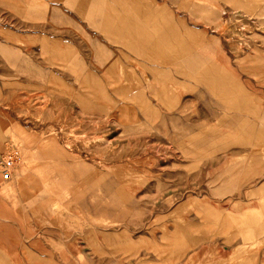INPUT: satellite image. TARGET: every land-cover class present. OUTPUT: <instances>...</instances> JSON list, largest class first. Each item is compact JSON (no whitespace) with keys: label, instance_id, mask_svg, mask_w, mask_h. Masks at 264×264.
Returning <instances> with one entry per match:
<instances>
[{"label":"rangeland","instance_id":"obj_1","mask_svg":"<svg viewBox=\"0 0 264 264\" xmlns=\"http://www.w3.org/2000/svg\"><path fill=\"white\" fill-rule=\"evenodd\" d=\"M40 1L0 0V27L15 24L20 14L26 32H33ZM168 1L183 15L187 57L200 49L208 57L204 75L191 80L197 88L185 86L182 100H173L170 111L185 107L174 118L165 114L164 101L141 98L143 86L131 84V69L108 72L112 83L123 73L129 85L101 87L97 73L90 81L83 73L66 74L67 81L44 74L36 85L37 77L16 74L12 50L10 61L0 60V152L15 151L19 158L10 178L0 174L4 209L26 220L32 213L43 238L49 220H61L63 236L71 239L92 211L115 207L120 218V209L127 208L135 239L130 264H160L148 262L160 258L166 264L253 262L257 254L234 250L239 240L233 237L242 225L236 220L247 216L254 215L264 230V0ZM93 15L88 7L85 16ZM91 53L87 62L98 63L96 50ZM111 55L103 54L113 60ZM4 64H10L11 78L3 76ZM212 73L220 79L212 81ZM211 105L222 110L221 125L190 128L197 126L189 123L194 119L212 116ZM145 109L153 110L140 115ZM234 113V121L225 118ZM225 170L235 173L234 183L253 200L252 209L230 212L225 204L233 198L201 200ZM187 199L183 211H192L194 225L177 206ZM191 249L198 255L191 257ZM85 262L77 255L70 264Z\"/></svg>","mask_w":264,"mask_h":264},{"label":"crops","instance_id":"obj_2","mask_svg":"<svg viewBox=\"0 0 264 264\" xmlns=\"http://www.w3.org/2000/svg\"><path fill=\"white\" fill-rule=\"evenodd\" d=\"M76 4L80 5L79 8ZM170 4L168 0H79L78 3L77 0H41L36 9L38 18L32 23L33 32H26L24 17L20 14L14 17L15 24H2L0 49L3 53L0 54V60L10 61L8 55L12 50L16 55L12 59L19 61L16 74L37 77L36 85L40 78L43 80L44 74L60 75L67 81L66 74L74 73L88 74L87 81L97 73L101 87L129 85L123 73L122 77L115 80L116 83H112L114 80H109L108 72L131 69L137 76L133 75L135 78H131V84L143 86L144 91L138 89L139 94H144L141 98L144 99L146 95L147 100L164 101L167 105L165 114L174 118V114H185V107H179L177 113L170 111L175 106L173 100H182L185 86L197 88L191 80L204 75L200 70L204 64H208V57L204 56L201 49L194 52V58L187 57L183 15ZM88 7H93V16H85ZM55 19H58V23H54ZM10 33L15 41L9 39ZM94 50L99 57L98 63L87 62L85 57ZM107 52L112 54L113 60L103 56ZM4 67L8 70L4 69L6 73L3 76L11 78L10 64H4ZM219 79V73H212V81ZM86 86L90 84L83 85ZM208 107L212 116L194 119L196 123H189L197 126L190 128H206L208 125L217 128L221 125L222 110L217 109V106ZM152 110L145 109L140 115ZM236 116L237 113H234L225 118L234 121ZM173 129L180 130L179 127ZM234 174L230 170L219 173V181L204 190L201 200L220 203L224 198H233L225 204L230 212L234 208L237 212H243L245 208L252 209L253 200L246 198L243 190L238 191ZM6 202L8 200L0 194V264H70L77 255L84 256L86 264H130L133 259L135 239L131 234L130 221H127V208L120 209L121 215H124L120 218L116 216L115 207L92 211V214L82 218L83 224L77 230L79 233L71 239L63 236L65 225L61 220L55 223L49 220L48 226L44 227L45 232L49 233L43 238L37 233V223L32 213H27V220L15 212L6 213ZM189 203V199L182 200L177 206L179 212L182 210L184 213L183 218L194 225L198 221L191 217L192 211H183ZM236 217L239 218V215ZM123 220V227L117 228V224H122ZM241 222L237 236L233 237L239 242L233 249L248 250L252 258L257 254L256 260L243 264H264V230L258 224V219L253 215V218L247 216L236 220L238 224ZM193 239L197 241L196 237ZM191 254V257H195L198 251L191 249ZM161 260L165 263L163 258L149 259L148 262L159 261L161 264Z\"/></svg>","mask_w":264,"mask_h":264},{"label":"built area","instance_id":"obj_3","mask_svg":"<svg viewBox=\"0 0 264 264\" xmlns=\"http://www.w3.org/2000/svg\"><path fill=\"white\" fill-rule=\"evenodd\" d=\"M18 161L19 158L15 151L6 153L0 152V174L3 179L10 177V172Z\"/></svg>","mask_w":264,"mask_h":264}]
</instances>
